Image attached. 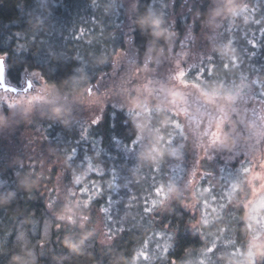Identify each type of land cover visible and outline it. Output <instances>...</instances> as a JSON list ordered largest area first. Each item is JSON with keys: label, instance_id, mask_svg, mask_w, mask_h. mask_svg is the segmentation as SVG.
I'll list each match as a JSON object with an SVG mask.
<instances>
[{"label": "trees", "instance_id": "1", "mask_svg": "<svg viewBox=\"0 0 264 264\" xmlns=\"http://www.w3.org/2000/svg\"><path fill=\"white\" fill-rule=\"evenodd\" d=\"M131 29L140 56L187 49L183 80L201 92L264 102V0H0L10 82L38 72L68 97L112 70ZM182 125L168 108L110 104L99 121L0 135V264H243L247 250L264 264L239 204L249 161L198 160ZM192 171L194 213L174 196Z\"/></svg>", "mask_w": 264, "mask_h": 264}, {"label": "rangeland", "instance_id": "2", "mask_svg": "<svg viewBox=\"0 0 264 264\" xmlns=\"http://www.w3.org/2000/svg\"><path fill=\"white\" fill-rule=\"evenodd\" d=\"M131 33L132 29L112 70L80 95H63L56 87L48 85L38 72H24L19 84L7 78V84L18 92L0 91V135L14 132L22 123L37 126L47 118L86 117L99 121L110 104L136 106L143 103L168 108L192 134L198 160L219 161L224 166L249 161L245 164L250 163V175L241 190L239 204H243L245 219L255 230L247 248L252 247L259 257L263 256L264 102L251 93L213 96L201 92L183 80L181 64L188 54L187 49L177 51L170 45L167 51L152 49L140 56ZM3 58L6 60L5 56ZM198 173L189 172L188 179L194 181H184L174 192L192 213L198 203L194 193ZM234 187L235 184L230 189ZM145 259V254L138 256L135 264ZM198 260L190 264H199ZM235 260L238 264L239 259ZM257 261L255 254L247 250L243 264H257Z\"/></svg>", "mask_w": 264, "mask_h": 264}, {"label": "water", "instance_id": "3", "mask_svg": "<svg viewBox=\"0 0 264 264\" xmlns=\"http://www.w3.org/2000/svg\"><path fill=\"white\" fill-rule=\"evenodd\" d=\"M7 75H8V65L7 61L4 59V70L0 71V91L4 92H18V89L14 86L7 84Z\"/></svg>", "mask_w": 264, "mask_h": 264}, {"label": "snow or ice", "instance_id": "4", "mask_svg": "<svg viewBox=\"0 0 264 264\" xmlns=\"http://www.w3.org/2000/svg\"><path fill=\"white\" fill-rule=\"evenodd\" d=\"M4 70V58L0 56V71Z\"/></svg>", "mask_w": 264, "mask_h": 264}, {"label": "clouds", "instance_id": "5", "mask_svg": "<svg viewBox=\"0 0 264 264\" xmlns=\"http://www.w3.org/2000/svg\"><path fill=\"white\" fill-rule=\"evenodd\" d=\"M89 94H91V93H89ZM162 194V193H161Z\"/></svg>", "mask_w": 264, "mask_h": 264}]
</instances>
